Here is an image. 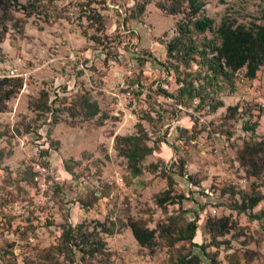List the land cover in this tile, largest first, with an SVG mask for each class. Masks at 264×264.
<instances>
[{"label": "rangeland", "instance_id": "obj_1", "mask_svg": "<svg viewBox=\"0 0 264 264\" xmlns=\"http://www.w3.org/2000/svg\"><path fill=\"white\" fill-rule=\"evenodd\" d=\"M202 2L190 18L182 0L0 9V78L13 91L0 111V264H264V62L229 79L206 62L219 22L260 24L264 0ZM203 16L211 28L198 32ZM126 135L151 151L129 160ZM250 196L260 200L241 211ZM128 220L153 230L151 251Z\"/></svg>", "mask_w": 264, "mask_h": 264}, {"label": "trees", "instance_id": "obj_2", "mask_svg": "<svg viewBox=\"0 0 264 264\" xmlns=\"http://www.w3.org/2000/svg\"><path fill=\"white\" fill-rule=\"evenodd\" d=\"M17 1L18 0H0V9L5 12L9 7L16 4ZM182 1L186 3L189 18L196 14L203 6L202 0ZM158 8L167 13H175L177 11L175 9L166 11L162 5H158ZM141 10L142 9L139 8L138 11L140 12ZM259 18L262 21L260 24L250 23L248 26L226 19H222L219 22L215 30L216 36L219 39V44L213 47V54L210 58L206 59L207 66L212 73H219L224 78L229 79L235 71L244 67L243 75L246 78L254 77L256 70L264 62V7L260 10ZM192 26L196 31L202 32L205 29L211 28V19L207 16L194 19L192 20ZM177 29L181 34H185L188 31V28L181 23H177ZM172 47L173 46L170 44L166 45V54L170 53ZM7 81H9V78H0V111L3 109L1 101L8 99L13 93L12 90L3 88V85ZM182 91L183 89L180 88V93ZM83 106L86 108L84 112L85 116H91L96 112L97 106L94 102H88L87 99H84ZM215 108V106H212V109ZM227 109H229V106ZM254 123L249 129L254 127ZM120 139L130 145L129 148L122 150L121 154L131 161H134L137 157L142 158L144 154L151 151L150 147L141 144L137 135L121 136ZM131 171L135 174L138 172L136 168H131ZM259 200V196H250L247 202L241 203L238 208L241 211L252 208ZM163 201L164 199H157L159 204ZM194 222L195 219H192L186 224L187 240H190L194 234ZM223 223H225V221H223ZM126 225L135 242L140 247H145L151 251L154 247L153 230L142 227L132 220H128ZM221 226L224 227L225 225L223 224ZM225 229H227L226 226ZM68 235V233L63 232L62 241L69 242L70 235ZM64 237L66 239H64ZM196 246L201 250L203 248L200 244ZM178 264H189V259L181 258ZM209 264H217L214 257L209 258Z\"/></svg>", "mask_w": 264, "mask_h": 264}, {"label": "built area", "instance_id": "obj_3", "mask_svg": "<svg viewBox=\"0 0 264 264\" xmlns=\"http://www.w3.org/2000/svg\"><path fill=\"white\" fill-rule=\"evenodd\" d=\"M120 86H121V87H124L123 82L120 83ZM133 87H137V84H133ZM136 89H137V88H136ZM138 89H140L141 91H144V92L147 91V90H146L145 88H143V87H139ZM36 168H39V169H40V172H43V171H44V168H43L41 165H40L39 167H38V165H36ZM116 181H117V182H121V178H120V177L116 178Z\"/></svg>", "mask_w": 264, "mask_h": 264}]
</instances>
